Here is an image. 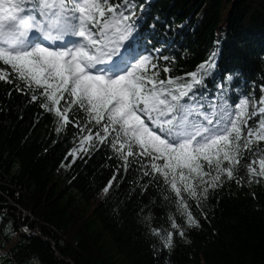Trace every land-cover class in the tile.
<instances>
[{"label": "trees", "instance_id": "obj_1", "mask_svg": "<svg viewBox=\"0 0 264 264\" xmlns=\"http://www.w3.org/2000/svg\"><path fill=\"white\" fill-rule=\"evenodd\" d=\"M137 3L142 19L130 52L170 67L160 78H187L214 53L198 86L210 100L264 95V0ZM29 100L0 82V264H264V182L249 186L242 171L240 185L210 192L202 208L189 201L199 227L184 222L185 236L174 235L165 248L150 227L169 228L176 213L155 183L141 187L149 177L139 165L125 171L107 145L72 162L78 130L57 134L53 115Z\"/></svg>", "mask_w": 264, "mask_h": 264}, {"label": "snow or ice", "instance_id": "obj_2", "mask_svg": "<svg viewBox=\"0 0 264 264\" xmlns=\"http://www.w3.org/2000/svg\"><path fill=\"white\" fill-rule=\"evenodd\" d=\"M138 8L137 0H0V82L52 114L57 134L78 130L72 162L107 145L125 171L138 164L149 177L141 187L155 183L175 210L169 228L150 227L171 249L174 235L185 236L184 222L199 227L189 201L202 208L210 192L240 185L242 171L247 185L264 182V95L210 100L198 86L214 53L187 78H160L170 67L130 52Z\"/></svg>", "mask_w": 264, "mask_h": 264}, {"label": "rangeland", "instance_id": "obj_3", "mask_svg": "<svg viewBox=\"0 0 264 264\" xmlns=\"http://www.w3.org/2000/svg\"><path fill=\"white\" fill-rule=\"evenodd\" d=\"M32 261L34 264H41V262L38 259H33Z\"/></svg>", "mask_w": 264, "mask_h": 264}]
</instances>
